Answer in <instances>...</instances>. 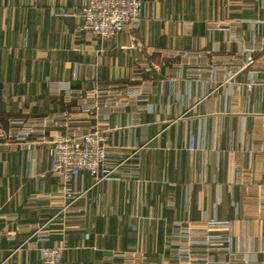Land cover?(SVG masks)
<instances>
[{
  "label": "crops",
  "instance_id": "1",
  "mask_svg": "<svg viewBox=\"0 0 264 264\" xmlns=\"http://www.w3.org/2000/svg\"><path fill=\"white\" fill-rule=\"evenodd\" d=\"M83 1L0 0V264H42L43 245L64 246L63 264H169L175 225L214 216L231 220L235 247L264 264V84L245 90L251 68L235 84L197 71L241 63L260 21L264 36V0H142L139 26L109 39L52 12L77 13ZM66 82L83 92L142 87L147 99L108 122L110 145L141 147L138 169L98 183L85 172L84 194L62 210L50 141L65 128L48 127L31 146L39 133L17 134L23 121L69 108ZM51 218L48 240L24 243Z\"/></svg>",
  "mask_w": 264,
  "mask_h": 264
},
{
  "label": "built area",
  "instance_id": "2",
  "mask_svg": "<svg viewBox=\"0 0 264 264\" xmlns=\"http://www.w3.org/2000/svg\"><path fill=\"white\" fill-rule=\"evenodd\" d=\"M142 9V0H84L77 13L64 8H53L52 12L58 16L76 14L80 20L79 30L91 32L101 39H109L126 28L138 27L143 19ZM261 23L258 22L252 28L254 37H258L257 43L252 48H246L244 43L241 45V63L236 58H227L225 61L229 63L224 75L218 72L220 63L210 68L202 66L197 71L208 70L214 79L235 84L239 73L251 68L244 84L245 90L253 91L261 83L264 84V78H259L260 69H264V60L260 63L257 57L258 52H264V36L258 32ZM220 27L218 24L209 25L211 29ZM237 33L243 35L244 30L238 29ZM61 87L69 108L23 121L17 136L27 140L30 134L39 133L36 139L26 141L31 146L34 142H46L44 133L48 127L65 128V131H59L50 141V171L58 181L57 193L68 202L62 208L66 210L70 203L84 194L85 190L79 188L78 181L85 172L94 183H98L102 180H120L125 176V169H138L141 147L132 146L129 151H121V146L110 145L108 122L111 115L121 114L130 104L147 99V93L144 88L133 86L114 88L99 85L85 92L72 89L69 82ZM55 89H59V86ZM51 222H54V218L37 226L24 243L38 245L39 241L48 240L54 232V229L48 227ZM231 224V220L216 216L206 219L201 228L178 222L171 234L174 245L168 263L252 264L245 253L235 247L234 236L230 233ZM63 251L64 246L61 245L39 247L42 264H63Z\"/></svg>",
  "mask_w": 264,
  "mask_h": 264
}]
</instances>
